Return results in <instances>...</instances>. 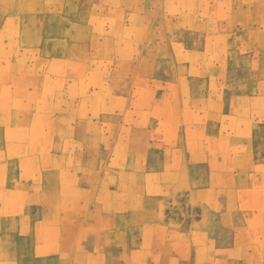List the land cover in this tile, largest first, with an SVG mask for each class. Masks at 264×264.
Listing matches in <instances>:
<instances>
[{
	"label": "rangeland",
	"instance_id": "374dc122",
	"mask_svg": "<svg viewBox=\"0 0 264 264\" xmlns=\"http://www.w3.org/2000/svg\"><path fill=\"white\" fill-rule=\"evenodd\" d=\"M66 1L57 0L59 21L80 22L90 16L79 11L76 3L81 0H75L73 5ZM92 1L93 10L98 11L92 21L101 24L106 56L115 57L118 66L123 60H133V66H142L141 57L146 55L142 52L148 51L143 39L148 37L149 31L132 30L130 24H144L148 20L163 23L164 28L156 31L158 39L169 37L170 47L181 53L178 62L169 63V68L174 70L177 64L182 77L167 83L172 93L167 96L169 102L165 107L160 105L159 95L164 80L153 74L162 71L158 67L156 70L154 64H146V71L140 76L130 74L129 77L122 71L116 76L106 73L110 77L99 79L100 85L96 80L90 82V88H94L103 81L105 90V101L96 100L90 116L98 117L100 111H96V107H101L98 102L106 106L101 112L104 115L114 111L107 109V105L119 101L121 107H116V113L121 124L116 130L119 128L126 134L123 138L128 141L131 124L142 136L137 141L140 148L135 173L125 171L113 178L108 175L109 183L102 179L103 173L86 170L84 174L89 178V202L82 211L99 220L98 224L102 222L100 229L89 230L87 260L92 264H244L249 256L251 264H263L258 263L256 254L251 260L252 255L242 247H248L250 252L264 247V237L258 234L264 231V102H258L256 97L257 92L264 97V77L244 79L250 84L247 102L251 107L240 110L233 103L232 109H224L230 98L226 93L229 55L226 47H217V52L211 48L200 50L198 35L201 31L195 28V22L206 21L210 16L206 8L208 0H202L201 9L197 2L196 14L194 0H153L150 8L156 11L148 15L144 9L136 14L123 10L128 0ZM245 2L244 6L248 5L253 11L264 8V0ZM225 4H221L222 7ZM158 5L165 7L164 13L158 11ZM17 16L16 0H10V39L17 38L13 25L18 21ZM219 16L225 19V14ZM251 21H258L256 15L251 16ZM258 34V37L264 36V30ZM135 35L137 41H132ZM237 37L240 39L239 34ZM16 48L11 41V52ZM159 52V48L150 47L147 53ZM212 62L216 65V70L211 67L212 71L219 75L212 78V82L209 78L197 82L199 69L208 70ZM130 84L135 88H127ZM179 88L184 89L183 95H176ZM93 96L90 93V100ZM182 102L186 109L179 111L177 107ZM211 121L216 125L212 126ZM111 134L107 137L108 144L113 138ZM121 146L125 147V143ZM187 150L200 151V173L186 166ZM178 151H181L180 156ZM205 152L214 160L210 164L211 174L205 170L208 165ZM69 165H73V160ZM113 179L118 181L113 182ZM109 186L117 189L112 191ZM26 198L18 195V201ZM9 209L15 210L10 211L12 213L25 211L24 207L17 206H9Z\"/></svg>",
	"mask_w": 264,
	"mask_h": 264
},
{
	"label": "crops",
	"instance_id": "0c3cea01",
	"mask_svg": "<svg viewBox=\"0 0 264 264\" xmlns=\"http://www.w3.org/2000/svg\"><path fill=\"white\" fill-rule=\"evenodd\" d=\"M74 1L66 2L73 5ZM210 1L206 7L210 12L208 20L195 22V28L201 31L200 50L211 48L217 52L218 48L226 47L230 62L226 93L230 98L224 109H232L233 103L240 110L251 107L247 102L250 84L244 79L264 77V36L258 37L264 30V8L253 11L244 6L246 0H230V5L229 0H214L213 4ZM197 2L201 9L202 0H194L195 14ZM92 3V0L76 3L83 15H90L85 20L62 22L57 19V0H16L18 21L13 25L17 38L10 39V0H0V192L3 193L0 196V264H92L87 260L89 230L100 229L102 222L98 224L99 220L82 211L89 202V178L84 174L86 170L103 173L102 179L109 183L108 175L113 178L125 171L135 173L137 141L142 135L131 124L128 141L123 138L126 134L119 128L116 130L121 124L116 113V107H121L119 101L107 105V109L114 111L104 115L101 112L106 106L98 102L101 106L96 107L100 111L98 117L90 116L95 101H105L103 81L94 88H90V82L96 80L100 85L101 79L122 71L129 77L130 74L140 76L146 71V64H154L156 70L158 67L162 71L153 74L164 80L159 95L160 105L165 107L169 102L167 96L172 93L167 83L182 77L177 64L174 70L169 68V63L178 62L181 53L170 47L169 37L158 39L156 31H161L164 25L151 20L144 24L132 23L131 29L149 31L143 39L144 47L148 51L150 47L159 48L160 52L147 53L145 49L142 55H146L140 60L142 66H133V60H123L118 66L115 57L110 59L104 53L105 35L100 32L101 24L92 21L98 13ZM153 3V0H128L122 9L130 14L144 9L148 15L156 11L150 8ZM158 11L164 13L165 7L158 5ZM220 14H225V19L221 20ZM252 15L258 21L252 22ZM11 41L17 45L12 52ZM132 41H137L136 35ZM211 67L215 69V63L206 71L199 69L196 81L201 83L202 78H209L212 82L219 74ZM127 88L135 87L130 84ZM90 93L97 98L93 96L90 100ZM183 94V88L176 92L178 96ZM256 97L258 102H264L259 92ZM183 103L177 110L186 109ZM210 124L216 125L212 121ZM110 134L113 138L108 144ZM122 142L125 147L121 146ZM177 154L180 156L181 151ZM185 154L186 166L200 173V151L187 150ZM205 154L208 156L205 170L211 174L210 164L214 160ZM108 188L117 189L116 186ZM18 195L27 198L18 201ZM9 206L24 207L25 211L12 213L15 210ZM258 234L264 237V231ZM260 248L250 252L243 246L242 250L252 255L251 260L256 254L258 263L264 264V247ZM244 264H251L249 256Z\"/></svg>",
	"mask_w": 264,
	"mask_h": 264
}]
</instances>
